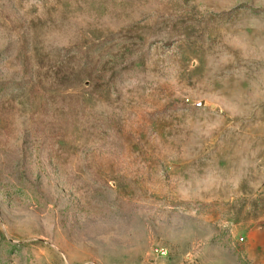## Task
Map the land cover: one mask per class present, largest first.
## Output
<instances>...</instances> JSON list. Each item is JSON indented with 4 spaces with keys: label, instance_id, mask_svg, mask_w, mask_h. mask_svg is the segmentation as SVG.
<instances>
[{
    "label": "rangeland",
    "instance_id": "rangeland-1",
    "mask_svg": "<svg viewBox=\"0 0 264 264\" xmlns=\"http://www.w3.org/2000/svg\"><path fill=\"white\" fill-rule=\"evenodd\" d=\"M0 264H264V0H0Z\"/></svg>",
    "mask_w": 264,
    "mask_h": 264
}]
</instances>
